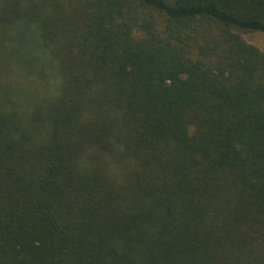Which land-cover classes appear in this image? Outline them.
<instances>
[{
    "label": "trees",
    "instance_id": "obj_1",
    "mask_svg": "<svg viewBox=\"0 0 264 264\" xmlns=\"http://www.w3.org/2000/svg\"><path fill=\"white\" fill-rule=\"evenodd\" d=\"M256 32L264 0H0V264H264Z\"/></svg>",
    "mask_w": 264,
    "mask_h": 264
},
{
    "label": "rangeland",
    "instance_id": "obj_2",
    "mask_svg": "<svg viewBox=\"0 0 264 264\" xmlns=\"http://www.w3.org/2000/svg\"><path fill=\"white\" fill-rule=\"evenodd\" d=\"M28 32H30L29 29H28ZM245 38L249 43L257 46L264 53V33H258V32L246 33ZM13 70L16 71V74H15L16 75V82H13V86H14V84L20 85L19 81H24L25 78L22 80L23 76L20 74V72L18 70H15V69H13ZM26 85L28 86V89L31 88V87H29V83H26ZM38 93H40L38 90H33V91H31L25 95H22L21 97H23V98L21 99V101H27V100L31 99V98H28L27 96H32L34 94H35L34 96H37Z\"/></svg>",
    "mask_w": 264,
    "mask_h": 264
}]
</instances>
